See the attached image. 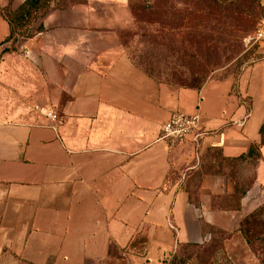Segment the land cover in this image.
<instances>
[{"label":"crops","instance_id":"0c3cea01","mask_svg":"<svg viewBox=\"0 0 264 264\" xmlns=\"http://www.w3.org/2000/svg\"><path fill=\"white\" fill-rule=\"evenodd\" d=\"M24 1L0 0V264H168L213 230L226 233L232 262L255 256L240 227L264 206V145L239 206L230 175L204 174L196 202L186 187L261 141L264 61L200 89L159 83L119 35L132 21L130 0L53 9L33 37L4 42L2 8ZM35 104L58 114L57 131ZM178 110L201 113L199 148L161 138Z\"/></svg>","mask_w":264,"mask_h":264},{"label":"rangeland","instance_id":"374dc122","mask_svg":"<svg viewBox=\"0 0 264 264\" xmlns=\"http://www.w3.org/2000/svg\"><path fill=\"white\" fill-rule=\"evenodd\" d=\"M263 1L238 0L221 5L212 0H159L161 8L154 20H150V14L151 22L137 20L132 15L131 24L121 29L126 51L153 69L156 76L188 79L181 82L184 84H191L189 78L205 73L207 77L203 83L212 77L237 78L252 65L253 50L245 47L244 38L264 15ZM134 3L143 2L134 0ZM252 171L253 168H249L248 172ZM253 229L260 235L264 227L259 223ZM261 247V253L255 256L240 254L234 262L260 264L264 258V243ZM211 249L212 253L202 252L199 259L193 258L190 264L234 263L230 255L222 252V245Z\"/></svg>","mask_w":264,"mask_h":264},{"label":"trees","instance_id":"16d2710c","mask_svg":"<svg viewBox=\"0 0 264 264\" xmlns=\"http://www.w3.org/2000/svg\"><path fill=\"white\" fill-rule=\"evenodd\" d=\"M85 0H25L17 9H13L10 5L2 8V15L8 21L10 25V34L4 42L9 40H16L18 38H30L35 35L36 32L42 30V27L34 28V23L46 16L53 9H68L74 4L79 2H84ZM214 2H219L221 5H227L229 2H236L238 0H212ZM142 4H135L134 0H130V7L132 10V15L137 20L146 19L148 22L154 20V17L159 13L161 4L159 0H142ZM150 14V20L148 15ZM264 15L259 18L262 19ZM165 18V16H164ZM167 18V17H166ZM258 20V21H259ZM158 22V21H157ZM256 27V26H255ZM144 29V28H143ZM142 29V30H143ZM255 28L250 32L252 33ZM119 35L122 42L126 46L123 40V32L119 31ZM135 35V34H134ZM189 52L194 53L191 48H188ZM187 49V50H188ZM185 50V51H187ZM188 52V51H187ZM139 57V55L137 56ZM133 62L140 67L144 72L150 75L154 80L159 83H166L170 85L200 89L204 85V80L207 77L205 73L202 76L195 75L189 78L191 84H184L181 82H186V78L179 76L172 77H158L154 74L153 69L149 68L148 65L142 63L141 61L131 57ZM143 59V58H142ZM179 80V81H178ZM261 141L259 143H254L247 153H244L238 157H221L219 164L210 169H203L194 174L192 178L193 187L187 186L186 189L189 192L190 200L196 202V192L199 187L201 180L206 173H216V174H227L230 175L236 181V192L233 195V200L237 202L238 206L242 197L246 194L247 190L252 185L254 179L256 178L255 167L261 156L260 148L264 145V122L260 128ZM249 168H253V171L249 173ZM248 170V171H247ZM248 172V174H247ZM261 224L264 227V206L260 207L254 213L246 217L241 223V230L247 238L248 243L251 245L255 253H261L262 244L264 243V230L260 235H256L253 229L254 225ZM214 235L206 240L204 243H187L182 244L178 247L176 252L171 257L168 264H190L194 259L197 261L199 255L202 252L212 253L213 247L217 245H222L223 238L226 233L221 230H213ZM130 248L137 247V238H134L129 243ZM143 246H141L142 248ZM263 250V249H262ZM195 252V256H194ZM194 258V259H193ZM260 264H264V258L260 260Z\"/></svg>","mask_w":264,"mask_h":264},{"label":"built area","instance_id":"2783aa9c","mask_svg":"<svg viewBox=\"0 0 264 264\" xmlns=\"http://www.w3.org/2000/svg\"><path fill=\"white\" fill-rule=\"evenodd\" d=\"M244 43L248 50H253L252 64L264 59V17L257 22L255 30L246 35ZM34 109L47 117L51 121L53 129L57 131L62 121L53 109L41 104H35ZM201 118L199 111L192 114L179 110L175 111L162 125L161 138L166 141L169 147H174L191 138L196 142V148H199L201 138L207 134L201 131ZM238 124L244 125L245 119Z\"/></svg>","mask_w":264,"mask_h":264}]
</instances>
